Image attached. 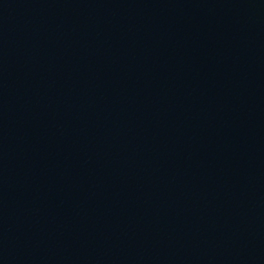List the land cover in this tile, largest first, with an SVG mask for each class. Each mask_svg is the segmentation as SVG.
Returning <instances> with one entry per match:
<instances>
[{
  "label": "water",
  "instance_id": "1",
  "mask_svg": "<svg viewBox=\"0 0 264 264\" xmlns=\"http://www.w3.org/2000/svg\"><path fill=\"white\" fill-rule=\"evenodd\" d=\"M0 264H264V0H0Z\"/></svg>",
  "mask_w": 264,
  "mask_h": 264
}]
</instances>
